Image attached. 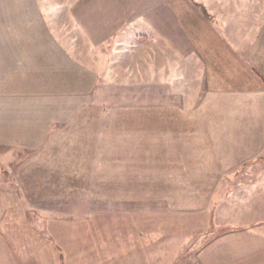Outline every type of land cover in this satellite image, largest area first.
Instances as JSON below:
<instances>
[{"label": "crops", "instance_id": "1", "mask_svg": "<svg viewBox=\"0 0 264 264\" xmlns=\"http://www.w3.org/2000/svg\"><path fill=\"white\" fill-rule=\"evenodd\" d=\"M9 156L0 180L36 218L71 196L124 195L110 180L180 195L244 180L260 218L202 232L188 264H264V0H0ZM19 224L0 223V264L43 257V239L61 264L60 223L38 237Z\"/></svg>", "mask_w": 264, "mask_h": 264}, {"label": "rangeland", "instance_id": "2", "mask_svg": "<svg viewBox=\"0 0 264 264\" xmlns=\"http://www.w3.org/2000/svg\"><path fill=\"white\" fill-rule=\"evenodd\" d=\"M110 98L113 99L109 103L116 106L117 97L110 95ZM5 160L13 161L15 158L1 159L0 170L5 168ZM13 166L7 165L9 168ZM116 166L110 165V169ZM109 182L110 192L116 191L113 190L116 183L124 182L125 194L71 196L55 205L59 206V211H43L36 218V213H23L14 190L9 189L12 186L0 180L3 193L0 195V223H23L19 224L22 227L27 223L28 233L34 237L51 234L52 229L48 234L44 225L60 223L61 264H188L202 232L212 234L232 224L251 223L260 218V213L251 212L246 204L257 196L249 192L245 195L244 188L237 186L244 180H224L219 190H211L214 195H205L208 190L197 189L188 192H200V195H180V186L174 188L171 185L173 181L166 180ZM6 204L9 205V213L4 211ZM86 223H89L87 227ZM213 223H219V228ZM81 231L86 232L87 237L82 236ZM69 232L71 234L68 235ZM46 241L37 242L38 251L44 250L43 257L41 252L32 254L34 258H30L29 264H52L48 258L51 247ZM32 247L35 246L32 244L30 249Z\"/></svg>", "mask_w": 264, "mask_h": 264}]
</instances>
